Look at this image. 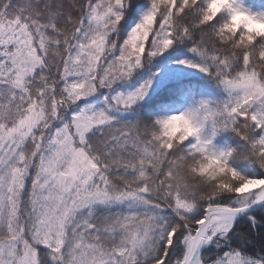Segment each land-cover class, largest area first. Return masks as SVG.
Instances as JSON below:
<instances>
[{
	"label": "snow or ice",
	"instance_id": "snow-or-ice-1",
	"mask_svg": "<svg viewBox=\"0 0 264 264\" xmlns=\"http://www.w3.org/2000/svg\"><path fill=\"white\" fill-rule=\"evenodd\" d=\"M0 264H264V0H0Z\"/></svg>",
	"mask_w": 264,
	"mask_h": 264
}]
</instances>
